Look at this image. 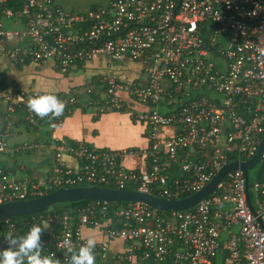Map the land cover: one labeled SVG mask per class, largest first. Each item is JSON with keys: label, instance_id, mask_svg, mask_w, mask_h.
Listing matches in <instances>:
<instances>
[{"label": "built area", "instance_id": "built-area-1", "mask_svg": "<svg viewBox=\"0 0 264 264\" xmlns=\"http://www.w3.org/2000/svg\"><path fill=\"white\" fill-rule=\"evenodd\" d=\"M97 55L120 64L139 62L142 77L127 82L103 75L101 85L55 94L65 105L59 117L41 119L27 108L29 97L48 93L17 90L14 81L10 91L0 75V99L7 105L0 154L10 150L17 112L31 127H44L50 117L55 128L85 94L89 98L82 106L93 105L101 113L127 111L133 122L144 123L149 143L140 149L98 150L53 140V165L37 181L14 179L0 167V203L83 182L134 186L178 199L198 191L227 163L256 154L264 135V0H111L77 13L65 12L54 0H0V59L67 74ZM135 102L149 108L136 109ZM37 147L23 143L17 149ZM63 153L77 166H69ZM129 156L143 158L145 169L124 167L122 160ZM248 192L256 214L247 202L244 174L234 169L183 211L91 200L76 218L67 210L28 216L23 232L18 224L2 221L0 249L8 247L6 235L22 236L39 225L44 227L42 255L51 253L67 264L68 249H78L87 238L82 231L94 228L103 236L94 248L101 257L111 240L127 243L118 257L124 264H264V229L257 220L264 223V181L249 179Z\"/></svg>", "mask_w": 264, "mask_h": 264}, {"label": "crops", "instance_id": "crops-1", "mask_svg": "<svg viewBox=\"0 0 264 264\" xmlns=\"http://www.w3.org/2000/svg\"><path fill=\"white\" fill-rule=\"evenodd\" d=\"M54 1L65 12L77 13L87 6L106 5L111 0ZM0 71L3 72L6 81H14L24 90H38L51 94H67L76 87L95 86L99 84L97 81L103 75H111L127 82L142 77V65L139 62L129 61L126 64H120L109 61L101 55L72 68L67 74H62L55 68L32 62L13 65L5 58L2 59ZM85 98L88 100V94L79 98L70 107V111L63 117L62 125L55 131L49 126L39 129L29 128L23 122L24 113L22 111L15 112V115L12 114L14 116L10 128V150L0 154V166L7 169L14 179L31 178L37 181L44 177L53 165V136L68 143H80L98 150L140 149L147 146L149 143L148 128L144 123L133 122L127 111L101 113L93 105L82 106L81 103L86 102L83 101L86 100ZM6 106L5 100L0 99V131L4 128L7 120ZM135 108L139 109L138 107ZM23 143H36L38 147L32 151L18 150L17 147ZM129 157H126L129 158L127 159V166L139 160L132 159L133 156ZM63 158L68 165L76 166V162L68 154L63 153ZM43 171L45 172L43 173ZM82 234L86 237H93L96 240V246L100 245L103 237L94 228H85ZM108 247L104 257L94 252L95 264H124L118 257L125 252L127 243L120 239H113L109 242ZM55 259L61 261L60 264H64L61 257H55Z\"/></svg>", "mask_w": 264, "mask_h": 264}, {"label": "water", "instance_id": "water-1", "mask_svg": "<svg viewBox=\"0 0 264 264\" xmlns=\"http://www.w3.org/2000/svg\"><path fill=\"white\" fill-rule=\"evenodd\" d=\"M89 7L90 6H87L86 8ZM32 91H38V90H32ZM62 122L60 125L56 126L55 128H52V130L53 129H54L53 131L57 130L62 125ZM56 139L61 140V138L53 136V140ZM263 151H264V135L258 145L256 154L252 158L246 161L235 160L227 163L226 165L221 167L218 170L217 174L203 187H201L198 191L186 197H182L178 199H168L135 190L113 189V188H108L103 186H93V185L62 186L38 197L0 203V221L10 220L13 217L24 214L49 212L51 210L59 209L68 203L82 201V200H104L108 202H129V201L144 202L148 204L150 207L157 210L183 211L194 207L204 197L210 194L215 188V186L218 184V182L221 180V178L224 176V174L234 169H239L244 174L245 182H246V191H247V202L252 213L256 214L254 207L252 206V203L250 201V196L248 192V181H249L248 171L250 168L254 167L261 160L260 158ZM134 157L136 156H133L132 159H134ZM129 158H125L122 160L121 164L124 167L129 166V165L127 166V159ZM71 159L76 162V166H77V160L74 157H71ZM135 159H139L138 160L140 163L139 166L135 165L134 167H128V168H132V169L140 168V170H144L145 163L143 158L136 157ZM258 179L260 181H264V175L263 178H258ZM257 220L260 226L264 229V223L261 221V219L258 218ZM109 247L106 249L105 253L108 251Z\"/></svg>", "mask_w": 264, "mask_h": 264}, {"label": "clouds", "instance_id": "clouds-1", "mask_svg": "<svg viewBox=\"0 0 264 264\" xmlns=\"http://www.w3.org/2000/svg\"><path fill=\"white\" fill-rule=\"evenodd\" d=\"M27 108L35 116L43 119L51 114L59 117L63 114L65 105L55 94H36L27 100ZM44 227L33 225L22 236L6 235L7 248L0 249V264H60L53 254L42 255L41 232ZM96 240L89 236L75 251L70 253L69 264H95L94 248Z\"/></svg>", "mask_w": 264, "mask_h": 264}, {"label": "trees", "instance_id": "trees-1", "mask_svg": "<svg viewBox=\"0 0 264 264\" xmlns=\"http://www.w3.org/2000/svg\"><path fill=\"white\" fill-rule=\"evenodd\" d=\"M1 64H2V59H0V65H1ZM0 75H1L2 78L4 79V81H3L4 85L8 86L10 82L6 81V79H5V77H4L2 71H0ZM97 83H99V84L101 85V83L99 82V79H98ZM16 85H17V88H18L17 90H20V91H21V90H24V89L20 88V87L18 86V84H16ZM72 106H73V105H72ZM72 106H71V107H72ZM46 120H48V118H47ZM50 123H51V118L49 117V120L45 122L44 127H45V126H49V127H51ZM26 125H27L29 128L31 127V126L28 125V124H26ZM32 128H34V129H39V128H43V127H37V126H35V127H32ZM70 143H71V142H70ZM0 167H2V166H0ZM2 168H3V167H2ZM3 169H4L6 172L8 171V170L5 169V168H3ZM76 185H88V184L83 182V183H78V184H76ZM127 189H129V190H134L135 187H134V186H128ZM185 196H188V194H187V195H182L181 197H185ZM90 202H91V200H82V201H77V202H71V203H68V204L64 205L63 207H61V208H59V209L51 210V211H49V213H51V214H58V215H61L62 212H63L64 210H67V211L73 216V218H76V216H77V214H78V210H79L81 207L86 206V205L89 204ZM159 211H162V212H165V213L168 212V210H159ZM33 214H37V213H31V214L19 215V216H16V217L11 218L10 221H11V222H14L15 224H18V230L23 232V231L25 230L24 219H25L26 217H28V216L33 215ZM0 224H3V222L0 221ZM56 228H57V227H56ZM56 228H55V229H56ZM60 263H61V261H60ZM68 263H69V262H68Z\"/></svg>", "mask_w": 264, "mask_h": 264}, {"label": "rangeland", "instance_id": "rangeland-1", "mask_svg": "<svg viewBox=\"0 0 264 264\" xmlns=\"http://www.w3.org/2000/svg\"><path fill=\"white\" fill-rule=\"evenodd\" d=\"M65 76H67V75H65ZM7 89L10 90V91L13 90V87L11 85V81H10ZM133 106L138 107L140 110H142L143 108H149L147 105L140 104V103H137V102H135ZM138 164H140V163H139L138 160H136V163L131 164L129 166H135V165H138ZM44 172L45 171H43V173ZM248 173H249L250 182L255 180V179H258V178H263V175H264V160H260L254 167L250 168Z\"/></svg>", "mask_w": 264, "mask_h": 264}]
</instances>
